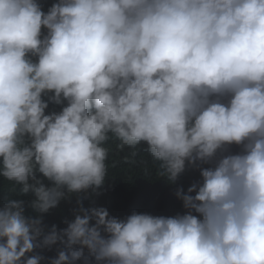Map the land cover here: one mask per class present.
Wrapping results in <instances>:
<instances>
[{"label": "clouds", "instance_id": "clouds-1", "mask_svg": "<svg viewBox=\"0 0 264 264\" xmlns=\"http://www.w3.org/2000/svg\"><path fill=\"white\" fill-rule=\"evenodd\" d=\"M112 138L143 142L170 182L198 167L176 191L187 211L120 219L78 200L45 232L9 200L0 264L57 242L50 264H264V0H0V177L46 213L104 184Z\"/></svg>", "mask_w": 264, "mask_h": 264}, {"label": "trees", "instance_id": "trees-1", "mask_svg": "<svg viewBox=\"0 0 264 264\" xmlns=\"http://www.w3.org/2000/svg\"><path fill=\"white\" fill-rule=\"evenodd\" d=\"M55 2L57 0H38L45 12ZM42 32L46 33V29L42 28ZM43 98L47 99V97ZM63 106L50 102L45 112L46 114L52 111L59 112ZM118 143L112 138L105 144L109 149L106 160L108 172L104 184L95 191L88 189L86 192L79 193L66 192L65 198L61 199L56 207L50 208L46 213H37L30 207L33 199L31 190L21 195L20 185H14L13 182L0 177V206L9 200H23L25 215L41 216L45 232L52 225H56L57 230L67 227V222L72 221L78 213V200L85 208L104 207L110 216L120 219L132 212L148 213L154 216H174L177 213L186 212L187 209L183 207L182 200L176 196V191L179 188L186 192L191 184L199 181V168L187 166L175 182H170L166 176H160L159 163L148 155L143 142L134 150L125 147L123 151L117 148ZM229 150L232 153L238 152L240 146L233 144L229 146ZM132 151L137 153L134 158L130 156ZM200 166L210 165L201 164ZM37 176L46 186L51 184L42 174L37 173ZM63 247L60 242H57L51 246L35 248L33 252L26 253V257L39 254L43 257L39 264H50V259L55 258ZM85 255H87L86 248ZM75 264H83V262L78 260ZM92 264H95L94 260Z\"/></svg>", "mask_w": 264, "mask_h": 264}]
</instances>
